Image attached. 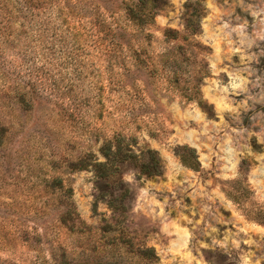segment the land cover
Returning a JSON list of instances; mask_svg holds the SVG:
<instances>
[{
  "label": "rangeland",
  "instance_id": "374dc122",
  "mask_svg": "<svg viewBox=\"0 0 264 264\" xmlns=\"http://www.w3.org/2000/svg\"><path fill=\"white\" fill-rule=\"evenodd\" d=\"M13 1L0 3L18 15ZM39 1L42 13L0 24V69L19 57L41 68L42 31L85 48L65 76L73 106L26 107L0 71V264H142L148 248L150 264H264V224L225 192L242 180L264 209V0H150L144 26L126 14L137 0ZM116 136L142 162L115 160L104 180L78 168L106 162ZM189 148L199 168L183 163ZM149 151L160 176L141 175ZM68 210L77 221L62 222Z\"/></svg>",
  "mask_w": 264,
  "mask_h": 264
},
{
  "label": "trees",
  "instance_id": "16d2710c",
  "mask_svg": "<svg viewBox=\"0 0 264 264\" xmlns=\"http://www.w3.org/2000/svg\"><path fill=\"white\" fill-rule=\"evenodd\" d=\"M13 3L14 11L18 15H12L13 9L11 8L8 10L6 5L0 3V12L2 11L0 17H3L0 20V24L5 29L10 28L12 22L17 20V18L20 17L25 19L27 16L31 15V13H36L38 15L45 9V2L39 0H16L13 1ZM85 4L89 5L88 3ZM125 10L128 19L137 26H144L154 22L157 15L155 3L150 0L131 1L130 3L125 4ZM45 34L46 32L42 31L39 36V38L44 41L45 49L43 54L45 56V62L41 68H35L31 61L32 59L27 58H23V62L18 64L17 62L21 59L20 57L18 58V61L11 60L6 64H3L4 68L0 69V71L2 73L9 72L10 74L15 75L16 79H18L16 85L7 87V90L10 95L15 96L19 99L20 103L26 107L33 106L32 101H38L39 105H41V103L53 104L55 107L59 102L63 103L66 100H68L70 106H73L75 100H73L71 96V91H65V89L70 90L73 87L74 83L71 79L73 76H70V79H68L67 82H65V76L73 75L75 71L80 70L79 68L82 61L79 57L81 56V51H84L83 49L85 47L79 44L78 41L65 42L63 38L48 37ZM125 37V32L118 34L115 33L110 48H112V50H117V47H122L126 43H129L125 40ZM1 38L4 37L1 36ZM92 39L96 46L104 44L102 41L103 38L99 39L98 36L85 39L84 41L87 42ZM7 78L8 77L6 76L5 79ZM28 103H31V105ZM75 108L77 107L71 108L72 113L76 111ZM69 111L70 109L67 110V112ZM70 115L72 116L73 114ZM189 151L188 155L180 154L183 163L189 167L199 168L201 165L196 149L189 148ZM101 153L106 157V162H98L97 158L91 161L88 159H80L78 162V168L85 170L88 167H92L96 171V177L100 180H104L112 176L113 171L108 167H110V165H112L111 163L115 160H119L121 164L131 163L138 159H141L140 162H142L145 155L143 152L138 155L134 151L132 144L126 143L121 136H116L114 140L107 139L101 148ZM149 154L152 162L145 163L143 161L144 163L140 166L141 175L148 177L162 175L163 172L160 159L152 154L151 151H149ZM149 164H152V166L150 167ZM225 192L249 219L264 224V209L250 207L248 202L252 191L242 180L234 182L231 189H225ZM118 201L119 200L116 197L112 196L110 201H108V204L117 209L116 204ZM60 219L63 223H73L74 221H77V217L74 216L71 210L64 212ZM154 253L155 251L152 248L142 251L140 256L143 260H147L142 264H150L152 262V254Z\"/></svg>",
  "mask_w": 264,
  "mask_h": 264
}]
</instances>
